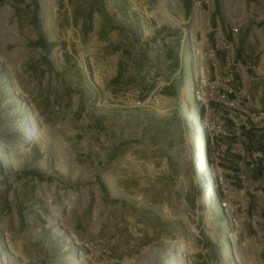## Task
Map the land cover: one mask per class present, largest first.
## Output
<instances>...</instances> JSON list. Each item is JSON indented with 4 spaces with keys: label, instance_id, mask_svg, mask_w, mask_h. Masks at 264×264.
<instances>
[{
    "label": "rangeland",
    "instance_id": "374dc122",
    "mask_svg": "<svg viewBox=\"0 0 264 264\" xmlns=\"http://www.w3.org/2000/svg\"><path fill=\"white\" fill-rule=\"evenodd\" d=\"M182 12L0 0V264H251L233 216L260 178L224 154L235 110L198 98Z\"/></svg>",
    "mask_w": 264,
    "mask_h": 264
},
{
    "label": "crops",
    "instance_id": "0c3cea01",
    "mask_svg": "<svg viewBox=\"0 0 264 264\" xmlns=\"http://www.w3.org/2000/svg\"><path fill=\"white\" fill-rule=\"evenodd\" d=\"M185 6L192 7L187 20ZM182 7L180 37L187 38L188 25L197 52L214 55L223 63L225 51L213 52L221 37L231 45L238 64L233 85L246 98L238 99V110L229 116L227 139L222 141L228 161L241 160L240 173L260 178L244 191L249 214L241 219L240 237L248 262L264 264V170L259 167L264 159V0H182ZM233 27H238L237 34L232 33Z\"/></svg>",
    "mask_w": 264,
    "mask_h": 264
},
{
    "label": "built area",
    "instance_id": "2783aa9c",
    "mask_svg": "<svg viewBox=\"0 0 264 264\" xmlns=\"http://www.w3.org/2000/svg\"><path fill=\"white\" fill-rule=\"evenodd\" d=\"M231 31L233 34H237L238 27H233ZM220 50L225 51L223 63L216 59L214 55L210 57L207 53L199 54L202 59L210 61L211 68L208 66L201 68L202 71L197 86L198 98L206 97V90L209 89L212 94H216L217 100L225 107L238 110V99L246 98L241 92H237L231 87L238 64L234 60L231 45L221 37L218 39L213 52L216 53ZM232 96L235 99L232 100ZM230 117L232 118V115ZM257 118L255 117V119ZM234 208L236 209V207ZM233 221L236 227H241V221L236 215L233 216Z\"/></svg>",
    "mask_w": 264,
    "mask_h": 264
},
{
    "label": "bare ground",
    "instance_id": "6f19581e",
    "mask_svg": "<svg viewBox=\"0 0 264 264\" xmlns=\"http://www.w3.org/2000/svg\"><path fill=\"white\" fill-rule=\"evenodd\" d=\"M229 236H231V237H229V239H230V240H233V235H232V234H230Z\"/></svg>",
    "mask_w": 264,
    "mask_h": 264
},
{
    "label": "trees",
    "instance_id": "16d2710c",
    "mask_svg": "<svg viewBox=\"0 0 264 264\" xmlns=\"http://www.w3.org/2000/svg\"><path fill=\"white\" fill-rule=\"evenodd\" d=\"M199 113H200V114H199V115H200L199 117H201V115H202V111H201V112L199 111Z\"/></svg>",
    "mask_w": 264,
    "mask_h": 264
}]
</instances>
